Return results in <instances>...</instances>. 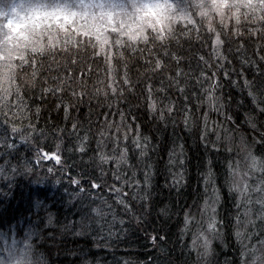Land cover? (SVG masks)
I'll return each mask as SVG.
<instances>
[{"label": "trees", "instance_id": "16d2710c", "mask_svg": "<svg viewBox=\"0 0 264 264\" xmlns=\"http://www.w3.org/2000/svg\"><path fill=\"white\" fill-rule=\"evenodd\" d=\"M0 264H264V0H0Z\"/></svg>", "mask_w": 264, "mask_h": 264}]
</instances>
